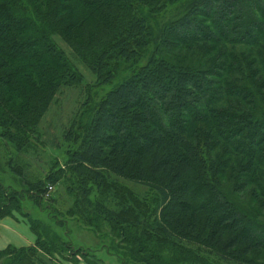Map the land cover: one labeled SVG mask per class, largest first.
<instances>
[{
	"label": "trees",
	"instance_id": "16d2710c",
	"mask_svg": "<svg viewBox=\"0 0 264 264\" xmlns=\"http://www.w3.org/2000/svg\"><path fill=\"white\" fill-rule=\"evenodd\" d=\"M172 2L11 0L15 8L0 5V127L5 131L0 136L21 149L28 147L48 94L79 78L49 39L52 32L71 39L65 23L72 21L82 42L74 52L98 79L113 59L144 61L108 92L88 119L82 148L71 159L74 171L93 177L98 188L116 176L155 192L159 199L151 235L180 247L209 250L225 264H252L249 256L264 252V224L241 210L218 178L230 169L229 163L240 160L241 173L233 169L236 190L255 183L253 198L264 205V26L256 20L259 16L264 21V0H192L154 33L152 12L142 8L149 6L155 13ZM150 43L154 49L144 55ZM162 45H195L205 56L209 51L218 56L205 68L176 64L159 55ZM22 70L37 90L9 100L22 90ZM258 76L259 86L253 81ZM208 115L219 124L216 138L204 129ZM215 146L224 151L220 164L211 158ZM245 172L253 176L242 177ZM52 178L38 182L30 198L44 197L57 183ZM14 197L0 183V220L11 216ZM79 203L78 219L95 228L92 214ZM89 206L94 213L97 205ZM49 219L63 224L52 213ZM30 226L36 245L1 250L0 264H58L54 255L62 253L59 247L72 250L66 237L54 244L55 239L44 237L39 222ZM121 264L129 262L123 259Z\"/></svg>",
	"mask_w": 264,
	"mask_h": 264
},
{
	"label": "rangeland",
	"instance_id": "374dc122",
	"mask_svg": "<svg viewBox=\"0 0 264 264\" xmlns=\"http://www.w3.org/2000/svg\"><path fill=\"white\" fill-rule=\"evenodd\" d=\"M191 2L192 0H174L155 13V9H150L149 6H144L142 10L145 13L149 10L152 12L148 14L150 28L156 33L163 25L182 14ZM11 4V0H0V5L15 8ZM256 20L264 26V21L259 16ZM72 23V21L65 23V27L69 26L67 31L71 39L54 32L49 39L56 52L63 57L70 73L81 79L78 78L71 85L59 86V90L48 94L38 113L36 130L29 136L28 147L21 149L14 142L9 143L6 136H0V183L10 193L16 194L14 203L10 204L11 216L1 219L0 223L5 219H11L20 226L21 231L31 232L35 239L32 245L10 248L34 247L37 238L30 224L39 222L45 229L44 237L49 235L48 241L52 238L56 240L54 244H57L58 239L66 237L71 244V251L59 247L62 253L54 255V261L58 264H121L123 259L129 264H225L209 250L200 247H195L196 249L180 247L151 235L150 226L159 199L155 192L116 176L109 177L106 183L98 188L93 177L81 176L72 168L71 159L74 153L82 148L85 138L84 127L88 119L110 90L144 64L142 59L133 62L113 59L109 61L102 78L98 79L74 52L75 45H81L82 42L76 37L77 25ZM158 45L159 43L156 46ZM205 46L209 48L211 45L205 43ZM194 47L166 48L162 45L158 54L172 63L204 68L210 67L214 63L213 59L218 56L211 51L205 56L203 50ZM153 49L154 46L150 43L148 48H143L144 55H149ZM23 72L24 70L19 76L23 83L22 90L13 94L14 96H9V100H16L17 96L24 97L25 93L29 94L36 89L28 83L27 78H24ZM107 72L110 73V80L107 78ZM214 80L218 82L217 78ZM260 80L258 76L253 81L259 86ZM3 92L8 99L6 89H3ZM44 92L41 91L43 94ZM45 94L47 96L46 92ZM13 103L16 104L17 101ZM199 110L207 112L203 106H200ZM218 127L219 124L208 115L204 129L212 132L216 138L215 130ZM16 129L11 127L13 133L21 135ZM4 132L0 127V134ZM204 151V155L207 156V151ZM223 154L221 147L215 146L211 158L220 164ZM228 159L226 158L224 162ZM238 162L241 161L229 163L231 170H227L218 178L220 185L241 210L254 217L260 224H264V205L259 199L253 198L254 190L258 189L257 185L252 183L237 190L234 186L233 169L238 174L241 173ZM238 174H235V177ZM251 175L245 172L242 177ZM48 177H53L52 180L57 183L49 188L40 200H32L30 194L34 187L38 182H45ZM77 198L86 200V203L85 201L81 203V200L79 203ZM76 201L83 206L82 210L92 214L93 217H89L94 219L95 228L83 224L78 219L81 211L76 207ZM90 204L97 205L94 213L89 208ZM50 213L63 221L62 226L55 225L54 221L49 219ZM39 231L42 232L41 229ZM249 257L248 260H253L252 264H264V252Z\"/></svg>",
	"mask_w": 264,
	"mask_h": 264
},
{
	"label": "crops",
	"instance_id": "0c3cea01",
	"mask_svg": "<svg viewBox=\"0 0 264 264\" xmlns=\"http://www.w3.org/2000/svg\"><path fill=\"white\" fill-rule=\"evenodd\" d=\"M20 226L11 219H5L0 223V251L6 248L26 247L34 244V237L31 232L21 231Z\"/></svg>",
	"mask_w": 264,
	"mask_h": 264
}]
</instances>
